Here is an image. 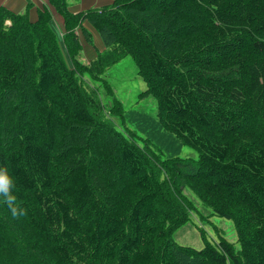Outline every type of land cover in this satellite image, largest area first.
Masks as SVG:
<instances>
[{
  "label": "trees",
  "instance_id": "obj_1",
  "mask_svg": "<svg viewBox=\"0 0 264 264\" xmlns=\"http://www.w3.org/2000/svg\"><path fill=\"white\" fill-rule=\"evenodd\" d=\"M49 2L62 43L48 10L0 7V169L17 209L0 195V264H264V0ZM84 21L105 45L89 64ZM126 57L174 151H154L153 128L111 93L106 72ZM185 189L232 222L237 249L203 232L201 249L174 241L196 211Z\"/></svg>",
  "mask_w": 264,
  "mask_h": 264
},
{
  "label": "rangeland",
  "instance_id": "obj_2",
  "mask_svg": "<svg viewBox=\"0 0 264 264\" xmlns=\"http://www.w3.org/2000/svg\"><path fill=\"white\" fill-rule=\"evenodd\" d=\"M136 71V65L133 60L130 57L124 58L107 70L105 79L108 83V87L111 93H115L122 101L126 113L129 114V111H134L129 114L128 120L131 123L133 121H135V123L137 122L135 126L137 129L145 131L144 129L153 128L154 131L151 133L150 137L154 141L153 143H156L155 145L151 143V148L154 151L157 152V145L160 146V149L166 148L167 150L174 151L175 143L171 138L161 135V132L156 129L157 126L154 124V120L144 118V115H146L147 118L155 117V102L152 98H141L140 93L145 91L147 85H145ZM86 80L89 87L100 97L101 103H103L105 108L107 110L110 109L112 101L108 91L104 89L101 83L90 81L88 78H86ZM137 112H142L143 114L139 115ZM110 120L113 123L118 122L117 118L114 116H111ZM167 153L169 152H165L164 155H168ZM179 156L181 158H196L197 153L190 147L183 146L180 148ZM183 193L194 204L196 211L190 214L189 221L174 233L172 236L174 241L180 245L193 247L195 250L201 249L204 241L203 237L200 235L203 232V234L206 235L204 239L207 241L215 243L218 241L219 236H221L232 243L237 249V234H235L232 222L211 215V209L204 206L189 189H185Z\"/></svg>",
  "mask_w": 264,
  "mask_h": 264
},
{
  "label": "crops",
  "instance_id": "obj_3",
  "mask_svg": "<svg viewBox=\"0 0 264 264\" xmlns=\"http://www.w3.org/2000/svg\"><path fill=\"white\" fill-rule=\"evenodd\" d=\"M112 1L113 0H67V5L71 13L78 14L92 8H101ZM0 7L14 14L27 13L28 18L32 21L37 20L40 11L48 10L51 15V28L56 33L60 43H62V35L65 32L64 19L50 4L49 0H0ZM82 28L87 31L89 38L86 37L80 29L76 31L81 46L79 60L82 63L89 64L96 58L98 53L105 50V45L100 35L87 21L82 23Z\"/></svg>",
  "mask_w": 264,
  "mask_h": 264
},
{
  "label": "clouds",
  "instance_id": "obj_4",
  "mask_svg": "<svg viewBox=\"0 0 264 264\" xmlns=\"http://www.w3.org/2000/svg\"><path fill=\"white\" fill-rule=\"evenodd\" d=\"M11 181L6 175V170L0 169V195L5 198V202L9 205L13 215H16L17 209L14 207L15 197L11 194Z\"/></svg>",
  "mask_w": 264,
  "mask_h": 264
},
{
  "label": "bare ground",
  "instance_id": "obj_5",
  "mask_svg": "<svg viewBox=\"0 0 264 264\" xmlns=\"http://www.w3.org/2000/svg\"><path fill=\"white\" fill-rule=\"evenodd\" d=\"M185 246V245H184Z\"/></svg>",
  "mask_w": 264,
  "mask_h": 264
}]
</instances>
